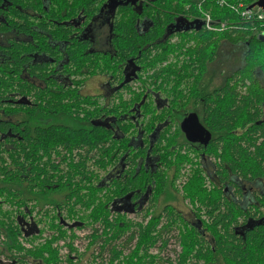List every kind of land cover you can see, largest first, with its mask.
Returning a JSON list of instances; mask_svg holds the SVG:
<instances>
[{"label": "trees", "instance_id": "obj_1", "mask_svg": "<svg viewBox=\"0 0 264 264\" xmlns=\"http://www.w3.org/2000/svg\"><path fill=\"white\" fill-rule=\"evenodd\" d=\"M15 1L20 6L13 11L16 12L13 14L16 22L11 21V28L16 27L29 37L34 35L32 42L12 40L6 59L0 63V109L5 111L10 106L7 99L12 93L30 96L33 103L16 105L15 110L12 108V114L18 117L14 123L0 121V149H3V142L10 141L13 145L7 151L10 164L18 167L10 173V177L4 178L12 183L5 185L4 180L0 184L3 189L0 193L5 191L9 197L19 196L23 204L25 191L28 199L39 195L53 197L57 193L67 192L65 201L52 199L50 202L70 210L78 203L88 208L92 194V166L121 167L122 161L131 169L122 178L113 180L106 189V199H113L120 193L123 194L120 198L134 195L139 199L152 190V203L157 202L159 196L173 187L176 178L171 181L165 167L174 166L177 170L188 161L179 150L187 144L183 133L179 127L172 132L174 120L177 119L176 111L172 113L164 105L156 107L146 102V89V92H138L136 96L138 103L133 110L134 116L141 115L137 125L127 117L132 103L122 98L119 106L102 108L92 97L82 98L76 90H63L56 86L46 73L50 59L56 58V51L47 43V37L28 23L32 18H40L36 14L29 16L32 12L27 15L22 12L27 7L35 9L34 1ZM94 1L74 0V5L68 10L73 13L82 8L88 9ZM256 1L152 0L145 11L149 14L146 17L154 24L143 32L137 30L135 11L130 6L122 7L113 25L115 39L112 46L117 49L116 54L90 53L83 43H77L76 51L71 54V62L66 64V71L73 70L76 75L83 68L94 74L109 70L115 62L124 63L126 68L124 77L121 76V87L126 84L128 66L134 70L135 77L141 69L143 72L150 70L147 69V61L155 59L151 75L158 80L160 76L168 75L167 89L154 87L153 92L161 97L169 94L168 84L172 83V91L178 92L184 77H195L189 86V93L182 92L186 100L183 106L190 104L191 108L200 110L202 123L212 134L202 150L218 159L219 183H213L212 190L205 187L203 168L194 170L184 184V196L197 205L199 218L196 222L192 224L185 220L170 207H166L163 218L161 214H156L146 223L145 219L130 222L117 208L118 212L114 215L123 217L119 218L121 222L118 224L112 223L111 233L104 234L101 252L96 254L100 256V263L120 264L122 255L135 250L134 256L138 257V262L127 256L128 264H264V41L258 38V35H264V21L254 15H242V11L253 8ZM152 6L156 10L150 14ZM169 13H176L178 18L190 21L201 19L206 27L177 30L179 39L173 44L169 36L176 27L171 24L166 28L172 19H169ZM205 15L212 17L211 27H207ZM59 18L62 19L61 16ZM4 19L5 14L0 10V30L7 27ZM188 42L192 44L186 47ZM224 43L238 49L235 70L224 76L223 83L212 90L205 89L204 85L199 87L196 81L206 71L208 63L218 58ZM35 52L46 53L47 59L40 62L32 60ZM175 52L183 54V60L171 61L164 67L156 66V62H168L169 53ZM25 63L31 79L21 75ZM38 78H42V85L35 80ZM157 82L151 81L154 85ZM87 102L89 107L83 105ZM175 103L174 108L182 107L178 97ZM126 118L128 121L124 122ZM169 119L172 120L171 125H168ZM136 141L139 145H135ZM152 156L155 158L153 168L146 169L150 167L149 159ZM2 162L0 173L5 174V163ZM136 167H141L140 171ZM23 174L29 179L27 185H24ZM178 174L176 172L174 176ZM83 178H87L86 183L82 182ZM100 179L94 188L102 191L105 184ZM245 182L252 183L258 191L253 194L245 192ZM232 187L236 192L231 193ZM128 201L131 208L134 202L132 199ZM106 205L103 212H110V203ZM202 211L205 218H201ZM80 223L76 221L69 226ZM13 225L15 222L8 229L12 236L11 245L15 244V236L23 234L20 225H15L17 228ZM59 227L62 228V225ZM59 227L58 232L62 235ZM179 227L178 239L182 251L174 247L173 258L167 244L172 235L176 236ZM14 244L11 246L14 254L10 257L13 260L16 258H13L16 254ZM56 248H53L51 241L48 242L35 255V263L41 260L43 264H60L55 256ZM152 248L164 251L165 255L151 257L149 250ZM139 250L143 252L142 258ZM45 252H50L51 257L45 256ZM21 254H28L22 249L16 254V259L24 262L19 257ZM92 254H95V250ZM144 257L150 262H144Z\"/></svg>", "mask_w": 264, "mask_h": 264}, {"label": "flooded vegetation", "instance_id": "obj_2", "mask_svg": "<svg viewBox=\"0 0 264 264\" xmlns=\"http://www.w3.org/2000/svg\"><path fill=\"white\" fill-rule=\"evenodd\" d=\"M33 1H34V5L36 8L33 9L31 7L30 8L27 7L25 10H22V12L25 13V15H27L28 12L30 13L32 12L29 16L34 17V14H36L40 18V19L32 18L30 21H28V23L31 24L35 30L42 33L44 37L46 36L47 43L54 49V51H56V54H55L56 58L50 59L51 64H48L50 65V67H48V69L46 70L48 77H51V79H53V83H55L56 86L62 87L63 90L64 89L69 90V91L76 90L77 93L80 96H82V98L92 97L98 102V105L102 108H107L109 105H111V103L113 102V99L116 96L119 97V94H121L122 100L128 103H132V106L129 109L130 112L128 114L126 113L128 115L127 117L131 118L132 119L131 121L134 123H137L138 125L139 123L138 119L141 117V115L139 114L137 117L134 116L133 110L135 109V105L138 103L136 100V96L138 94L139 87L138 86L133 87V90L131 91V93H129L127 89L132 83H136V81L137 82L139 81V75L140 73H143V69H141L138 72V76L136 75L134 77L135 75L134 70L130 66H128L127 68L128 72L125 75L127 77L126 84L124 83L123 86L119 87V85L122 84L123 82V80L121 79V76L122 78L124 77L123 76L124 68H126L124 63L115 62L114 64L111 65V68L109 70L100 71L99 73H94V74H91L90 72H88V70H85V68H83L80 70V72L77 75L73 73V70L66 71V64L71 62L70 61L71 54L76 51L75 49H76L77 43H80V42L84 44V46L88 49L87 51L90 53L100 52L103 55L104 53H107V52H114L116 54L117 49H115L112 46L113 40L115 39V34H114L115 31H114L113 25H114L115 18L120 13L122 7L130 6L131 9L135 11L137 15L136 27L138 31L140 30L141 32L148 31L149 27L153 26L154 21H149L148 17H146L149 14L146 13L145 8L146 6L152 3V0H96L94 1L92 5H90L91 7H89L88 9L82 8L79 11L76 10L77 12H73V13L68 10L69 9L68 7H70L71 5H74V0H33ZM19 6L20 5L15 0H0V10H2L5 14L4 24L7 26L5 29L0 30V63H3L4 60L6 59L5 55H6L7 49L11 46L12 40H15V41L17 40L27 41L28 40L30 42L33 41L32 38L34 34H32L29 37L26 35V33L16 30L15 29L16 27L11 28L13 27L11 25L12 24L11 21L16 22V19H13V14L15 15L16 12H13V11L16 8L18 9ZM153 6L150 8V14L151 12L156 10V7L153 8ZM88 10L89 12L85 13ZM169 15H170L169 19L171 17L172 19L169 20V22L166 25V28L167 26L171 24H173L176 27L175 30H172L170 32L171 35L169 36V39H170L169 41L172 43L174 42L173 39L177 37L176 36L177 30L179 29L186 30L192 27L197 28V25L194 22L195 20H197L198 23L202 22L200 28L204 27V23L201 19L197 18L195 20L193 19L192 21H190V20H187L186 18H183V19L178 18L179 15H177L176 13L175 14L169 13ZM60 16L62 17V19L59 18ZM147 24H149V26H147ZM60 31H62V33H60ZM224 46H229L233 49L235 48L233 45H230L229 43H224ZM112 56H113V53H112ZM183 56H184L183 54L181 55V54H178L177 52L169 53L167 63L171 61H176V60H183ZM46 57H47L46 53L38 54L35 52L33 53L32 60L36 62H40L41 60H46L47 59ZM235 65L236 64L232 63L229 69L225 71L224 76H226L231 71H234ZM103 68L104 67L102 66V69ZM21 75L22 77L31 79V76H29L28 74V69L26 68V63L24 64V69ZM97 76L101 77L100 79L101 83L99 82V86L96 87L98 92H95V93L87 92L86 93L85 90H86L88 82ZM189 77L190 76H186L180 81L181 85L179 87L178 92L172 91L173 89V86L171 85L172 83L168 84L169 94L167 93V95H164L162 97L160 96V94H156V92H153L154 89H151V87H148L147 93L145 94L146 96L145 100L146 102L154 104V106L156 107H160L164 105V107L171 110L172 113L176 111L175 115L177 116V119L174 120L175 124L172 127V132L176 131L178 127L180 128L181 132L183 133V138L187 141V144L183 146L184 149L185 150L193 149L195 151V155H198L200 158L199 167L205 170L206 175L210 180L209 182L219 183V178L217 174L218 159H216L215 156L211 154H206L203 152L202 149L205 146L203 143L198 142V141L193 142V141L188 140L186 134L181 128V123L185 119H187L191 114H195L199 122L203 125L200 110H198L197 108H193V107L191 108L190 104L187 106H183L186 100L183 99L182 96L184 93H189V86L193 84L194 79H195V77H190V78ZM102 78L104 79L102 80ZM32 79L34 80V77H32ZM35 80L37 81L39 85L43 84L42 78H38ZM196 82H198L199 87H202L203 86L202 76ZM177 97H178L179 104L182 105L181 108H179L180 106L178 108H174L175 106L173 107V105L176 104L175 99ZM7 101H8L7 103L10 106H8V108L5 111L2 110L3 108L0 109V121L11 122V123H14L15 121L18 120V117L12 114V111L13 109L15 110L16 105H21V104L30 105L33 103V99L30 96L23 95V94H13V93L8 95ZM83 105H88V102L87 104L83 103ZM22 114L23 113L21 112L20 115L22 116ZM126 121H128L127 118L124 120V122ZM171 123H172V120L169 119L168 125H171ZM203 126L205 127V125ZM211 137H212V134H211ZM135 145H139V142L136 141ZM12 147L13 145L10 143V141H5L3 142V147H2L3 149H0V165L1 163H3L2 161H4L5 163L4 166L6 168L4 170L6 172L5 174L0 173L1 178L10 177V173L15 171V169L17 170L18 168V167H12V165L10 164L11 160L9 158L7 151H9ZM180 149L181 148H179V150ZM2 155H4V158H2ZM149 163H150V167H146V169L153 168L152 166L155 163L154 156L150 157ZM120 166L121 167H114V166L111 167L108 171L104 173V176L101 177L102 179L100 180L103 181L105 184L102 187L103 190H106L108 187H110L115 178L117 179L122 178L124 174L128 172L129 169H131L129 165L127 164L125 165L122 161L120 163ZM186 167H188V165H185V164H182V166L179 167V169L177 170L174 166H172L171 168L165 167L167 169V172L169 174L171 181L174 179V177L176 178L175 180H173V187H171L167 193H163L164 196H159L157 202L152 203V200H153L152 190L151 192H149V194L146 197L145 195L147 193L145 195H142V197H140L139 199L134 198V195L130 197L120 198V196L123 195L122 193H120L119 196H114L113 198L114 200L112 199V202L109 205L110 213L113 215L117 214L115 212H118L117 211V208H118V210L120 209L119 211H121L124 215H132L135 222H141L143 221V219H145L144 222L146 223L148 222L147 220L152 219L153 216L156 214H159V215L161 214V218H163L164 215H166V212H165L166 207H170L171 210L172 209L175 210L178 215H182L183 218H185V220L190 221L193 224L199 218L196 213L197 205H193L190 199L184 196V185L181 186L180 184H175V181L177 180V176H174L176 172H180ZM159 168L161 167H158V169ZM136 169L140 171L141 167H136ZM189 176H191V174L186 176L187 180ZM180 178H181L180 182H184V178H182L181 175H180ZM23 179L25 181L24 185H27L29 183L28 181L29 179L27 178L26 174H23ZM86 179L87 178L85 179L83 178L82 182L86 183L87 182ZM4 180L6 181L5 185L6 184L11 185L12 183L11 181L6 180V179ZM4 180L3 181L1 180L0 184L2 182L4 183L5 182ZM1 186L2 185H0V188ZM243 188L245 192H250L252 194L258 191L257 187H255L252 183H249V182H245V185L243 186ZM234 192H236V189L235 187H232L231 193H234ZM66 194L67 192L62 193V194L57 193L53 197H46V198L39 195L37 198L28 199L27 191H25L22 195L23 197H25L24 203H23L24 205L23 208L25 210V213H22L19 215L17 214L16 216L17 218L15 217L14 219L16 223L15 225L21 226L20 229H21V232H23L24 236L29 235L30 233L28 232H31L33 229H34L33 230L34 234H40V232L42 233V231H40L43 229V221H41V219L45 215H49L52 219L58 218L60 224L62 225V228H65V229H68V228L75 229V228H78L79 226L80 227L86 226L85 221L75 219L74 222L81 221L82 223H80L78 226L76 225L77 227L73 225V228H72L69 225L73 224V222L72 223L69 222V220H67V217H69L70 215H73L75 211H78L80 215L87 214V212L89 211L87 210L88 208L81 207V204L78 203L76 204L75 208H72L70 210L68 208H61L55 205L54 202H50L52 199L65 201ZM55 197H58V198H55ZM162 197H165L166 199L164 202L160 201ZM129 199H132L134 202L131 208H129L130 206V203L128 201ZM179 199H181V203L184 202V205L188 206V204H190V206H188V208L186 209V212L183 211L182 208L176 205L175 202L176 201L178 202ZM47 200H49V202H47ZM28 202L31 203V206H28L27 204ZM4 203H5V200L0 199V206H2ZM20 203L22 202L19 201V204ZM106 207H108V205H106ZM30 209L33 210L32 213H30L31 212ZM7 211L9 212L8 214L0 213V242H1L0 243L1 245L0 254L4 255L5 258H10L12 256V253H10L11 252V247H10L11 237H10V232L8 228L11 227L13 219L11 216L10 208H8ZM39 212L41 215L39 214ZM200 215H201V218H205V216L203 215V211L201 212ZM27 227L29 228V230ZM180 231H181V228L180 227L177 228L176 236L172 235L171 239H168L167 247L169 249L173 247L174 245L175 249L177 250V246H179V244L181 245V242L178 239ZM172 240H175L176 243L172 244L171 243ZM6 241H8V243ZM135 242H136V238H135ZM4 243L5 244L7 243V244L5 245ZM153 249L155 248L150 249L149 252ZM92 252H93V249H90V252H85L83 253V255H89V253H92ZM6 255L8 257H6ZM21 256L23 257L22 254L19 257L22 258ZM24 260L25 262L23 263L19 261L17 262V259H15L14 264H17V263L27 264L26 257ZM37 263L43 264L41 260L37 261Z\"/></svg>", "mask_w": 264, "mask_h": 264}, {"label": "rangeland", "instance_id": "obj_3", "mask_svg": "<svg viewBox=\"0 0 264 264\" xmlns=\"http://www.w3.org/2000/svg\"><path fill=\"white\" fill-rule=\"evenodd\" d=\"M177 39H179V37H175L173 39V41H174L173 44L177 43L176 42ZM191 44H192V42H188L186 47H188V45H191ZM237 57H238V49L237 48L233 49L229 46H224V44H223L220 47V52H219L218 58L212 62H209L207 65L206 71L203 72L202 79H203L204 88L208 89V90H212L213 88L220 86L223 83L225 71H227L229 69V67L232 63L236 64ZM154 62H155V59H151L150 61H147V65H148L147 69H150V70L144 71L141 74L139 81L138 82L136 81V83H132L129 86V88L127 89L129 93H131V91L133 90V87H137V86L139 87L138 92L140 94L143 92H146V89L148 87H151V89H156L158 87V88H161V90H162V88L164 89L166 87V89H167L166 85L168 83V79H167L168 75L167 76L166 75L160 76L159 80L155 79L151 75V73L153 71V67H154V66H152V64ZM166 65H167V60L156 62L157 67H161V66L164 67ZM100 79H101L100 76H97V77L91 79L87 84L85 92L86 93L87 92L88 93L89 92H91V93L98 92L96 87L99 86V82L101 83ZM103 79L104 78H102V80ZM151 81H156V82L158 81L156 84L157 86L152 84ZM154 87H156V88H154ZM120 104H121V97L116 96L113 99V102L111 103V105H109V107L110 106L117 107ZM146 118H148V117H146ZM146 118H145V120H146ZM180 151H181V154H183V156L187 157L188 161H185L184 164L188 165V167H186V169H183L182 171L179 172V174L177 176V180L175 181V184H180L181 186H183L187 182V179H186L187 175L192 174L194 172V170H196V169L202 170V168L199 167L200 158L198 155H195V151L193 149L185 150L184 147H181ZM92 167H93V170H92L93 180L91 183L92 194L89 198L91 201L90 206L87 209L89 211L87 212V214H82V215H80L78 213V211H75L73 213V215H70L69 217H67V220H69V222H71V223L74 222L75 219L85 221L86 226L81 227V228L78 227V228H76V230L75 229H69L68 230L65 228H60L59 227L60 222H59L58 218L52 219L49 215H45L41 219V221H43V229H42L41 234H34V233H32L33 231L30 232L29 236H27V235L24 236V234H21V235L16 234L17 235L15 237L16 238V242H15L16 254L19 253V251H17V250L20 247V248H22L23 252L28 251L29 253L28 252H26V253L30 254V256L29 255L25 256L27 258L26 261L28 260V262H30V261L35 262L34 257L37 258V256H35V255H37V253L41 249H43L45 246H47L48 242L51 241L53 248L59 247L55 256L57 255L60 262L63 261L60 264H99L100 263V257H98L96 254L101 252V248L103 246L102 239L104 237V234L111 233L112 223L115 222L118 224L119 222H121V219H119V218L123 217V216L113 215L110 212H103L104 206L107 204V202L111 203L112 199H110L111 197L109 198L110 200L106 199L105 193L107 190L100 191L97 188H94V186H96V184H97L96 182L98 181V179H100L102 176H104V173L106 171H108L111 167H106V168L95 167V166H92ZM180 175L182 176V178H185L184 182H180L181 181ZM202 175L204 178L205 187L208 190H212L213 189V183L209 182L210 180L207 177L205 170H202ZM1 180H4V178L0 177V181ZM85 187H87V186H85ZM2 190L3 189L1 188L0 191H2ZM161 196H164V194H162ZM0 199L5 200V203L2 206H0V213H7L8 212L7 209L11 208L10 209L11 210V216H12L13 220L17 216V213H19V214H22L23 212L25 213L24 208H23L24 205L22 203L20 205H15V204H19V201H20L19 196L18 197H9L7 192L4 191V192L0 193ZM165 200H166L165 197H162L160 201L164 202ZM175 203L178 207L182 208L183 211H185V212H186V209L188 208V206H190V204H188V206H187V205H184V202L181 203V199H179V201L178 202L176 201ZM27 204H28V206H31V203L28 202ZM19 206H21V207H19ZM18 210L19 211L21 210V211L19 212ZM12 214H14V215H12ZM124 216L130 222L134 221V218L132 215H124ZM13 222H15V221H13ZM58 227L61 229V231H63L62 235L59 234ZM84 230H86V231H84ZM48 232H51V234ZM74 235H75V237H74ZM36 236H38L39 238ZM77 236H79V238ZM34 237H36V238H34ZM55 237H57L59 239L55 240ZM63 238H64V240H63ZM71 238H72V241H71ZM29 241H30V243H29ZM63 242H64V244H63ZM70 243L73 246L70 245ZM120 243L123 244L122 242H120ZM171 243L175 244L176 241L172 240ZM19 244L22 247L19 246ZM65 244H67L68 246L70 245V246L68 247ZM17 246H19V247H17ZM135 247H136V242L134 243V248ZM30 248H32V250ZM171 248H170L171 251L169 253L174 258V255H175V250H173L174 245ZM90 249L95 250V254L89 253V255H83V253H85V252H90ZM177 250L182 251V246L180 244H179V246H177ZM132 251L133 250L128 251L125 255L121 256L122 258H121L120 264H128L127 263L128 260L125 258L127 256L130 257L132 260L134 259V262H138V257L134 256L135 250L133 252ZM139 253H141V258H142L143 252L139 250ZM149 253L151 254V257L154 256L155 258L159 255H163V256L165 255L164 251H160L157 249H153ZM16 254L14 256H16V258H18V256ZM14 256H13V258H14ZM45 256H50V252H48V253L45 252ZM25 257H24V259H25ZM62 257H64V258H62ZM69 257L72 259L73 262L71 261V259ZM69 259H70V261L68 262ZM143 261L144 262H146V261L150 262V259H147L146 257H144ZM24 262H25V260H24ZM29 264H31V263H29ZM219 264H225V263H219Z\"/></svg>", "mask_w": 264, "mask_h": 264}, {"label": "water", "instance_id": "obj_4", "mask_svg": "<svg viewBox=\"0 0 264 264\" xmlns=\"http://www.w3.org/2000/svg\"><path fill=\"white\" fill-rule=\"evenodd\" d=\"M256 5L264 10V0H257ZM197 28L201 26L197 20L194 21ZM258 38L264 41V35H258ZM181 128L186 134L188 140L193 142H201L207 145L211 139V132L207 130L198 120L195 114H191L187 119L181 123Z\"/></svg>", "mask_w": 264, "mask_h": 264}, {"label": "built area", "instance_id": "obj_5", "mask_svg": "<svg viewBox=\"0 0 264 264\" xmlns=\"http://www.w3.org/2000/svg\"><path fill=\"white\" fill-rule=\"evenodd\" d=\"M251 1L253 2V1H256V0H251ZM242 15L243 16H251V15H254L255 18L264 21V10L261 7L257 6V5H255L253 8H246V9H244L242 11ZM205 20H206L207 26L208 27H211L210 26L211 18H210L209 15H206ZM17 262H18V260H17ZM26 262H27V264H29V263L36 264L35 262H31V261L28 262V260ZM0 264H14V260L12 258H5L4 255L0 254ZM17 264H20V263H17Z\"/></svg>", "mask_w": 264, "mask_h": 264}, {"label": "bare ground", "instance_id": "obj_6", "mask_svg": "<svg viewBox=\"0 0 264 264\" xmlns=\"http://www.w3.org/2000/svg\"><path fill=\"white\" fill-rule=\"evenodd\" d=\"M217 1H218V0H217ZM256 2H257V1H256ZM256 2H255V3H256ZM219 4H221V3H219ZM205 12H207V11H205ZM205 17H206V15H205ZM203 18H204V17H203ZM211 18H212V17H211ZM204 19H205V18H204ZM145 20H146V19H145ZM145 20H144V21H145ZM150 20H151V19H150ZM204 26H205V25H204ZM205 27H206V26H205ZM207 27H208V26H207ZM212 27H213V26H212ZM216 27H217V26H216ZM216 27H215V28H216ZM217 28H218V27H217ZM146 29H147V28H146ZM185 169H186V168H185ZM184 179H185V178H184ZM179 180H180V179H179ZM11 203H12V202H11ZM17 203H18V202H17ZM20 204H21V203H20ZM20 204H15V205H20ZM7 206H8V205H7ZM21 206H22V205H21ZM21 206H19V207H21ZM10 209H11V208H10ZM139 209H140V208H139ZM28 210H29V209H28ZM30 210H31V209H30ZM18 211H19V210H18ZM20 211H21V210H20ZM20 211H19V212H20ZM24 211H25V210H24ZM43 211H44V210H43ZM138 211H139V210H138ZM140 211H141V210H140ZM32 212H33V210H31L30 213H32ZM34 212H35V211H34ZM8 213H9V212H7L6 214H8ZM23 213H24V212H23ZM28 213H29V211H28ZM17 214L19 215V213H17ZM39 214H40V212H39ZM137 214H138V213H137ZM12 215H14V214H12ZM27 215H28V214H27ZM40 215H41V214H40ZM9 216H10V215H9ZM20 217H21V216H20ZM24 217H25V216H24ZM32 217H33V216H32ZM6 218H7V217H6ZM9 218H11V217H9ZM16 218H17V217H16ZM136 218H138V217H136ZM136 218H135V219H136ZM139 218H140V217H139ZM14 219H15V218H14ZM22 219H23V218H22ZM28 219H29V218H28ZM28 219H27V221H28ZM20 220H21V218H20ZM32 220H33V219H32ZM13 221H14V220H13ZM147 221H148V220H147ZM9 222H10V220H9ZM17 222H18V221H17ZM22 222H23V221H22ZM36 223H37V222H36ZM12 224H13V222H12ZM15 224H16V223H15ZM27 224H29V223H27ZM32 224H33V223H32ZM69 224H70V223H69ZM76 224H77V223H76ZM8 225H9V224H8ZM10 225H11V224H10ZM35 225H37V224H35ZM38 225H39V224H38ZM13 226H15V225H13ZM77 226H78V225H77ZM77 226H76V227H77ZM15 227H16V226H15ZM36 227H37V226H36ZM16 228H17V227H16ZM27 228H28V227H27ZM72 228H73V227H72ZM79 228H81V227L79 226ZM8 229H9V228H8ZM19 229H20V228H19ZM31 229H32V228H31ZM68 229H70V228H68ZM1 230H2V229H1ZM9 230H10V229H9ZM17 230H18V229H17ZM28 230H29V228H28ZM33 230H34V229H33ZM33 230H32V231H33ZM75 230H76V228H75ZM2 231H3V230H2ZM18 231H19V230H18ZM20 231H21V229H20ZM22 231H23V230H22ZM40 231H42V230H40ZM43 231H44V230H43ZM84 231H86V230H84ZM34 232H35V231H34ZM36 232H37V231H36ZM4 233H5V232H4ZM4 233H3V234H4ZM28 233H30V232H28ZM32 233H33V232H32ZM38 233H39V232H38ZM48 233L51 234V232H48ZM20 234H21V232H20ZM40 234H41V232H40ZM72 234H73V233H72ZM74 234H75V233H74ZM43 235H44V234H43ZM27 236H29V235H27ZM54 236H55V235H54ZM87 236H88V235H87ZM11 237H12V236H11ZM15 237H16V236H15ZM21 237H22V236H21ZM36 237H38V236H36ZM36 237H34V238H36ZM42 237H43V236H42ZM47 237H48V236H47ZM70 237H71V236H70ZM74 237H75V235H74ZM77 237L79 238V236H77ZM38 238H39V237H38ZM38 238H37V239H38ZM55 238H57V237H55ZM61 238H62V237H61ZM81 238H82V237H81ZM85 238H86V237H85ZM19 239H20V238H19ZM25 239H26V238H25ZM31 239H32V238H31ZM42 239H43V238H42ZM52 239H53V238H52ZM52 239H51V240H52ZM73 239H74V238H73ZM8 240H9V239H8ZM32 240H33V239H32ZM63 240H64V238H63ZM2 241H3V240H2ZM4 241H5V240H4ZM12 241H13V239H12ZM24 241H25V240H24ZM71 241H72V238H71ZM71 241H70V242H71ZM73 241H74V240H73ZM82 241H83V240H82ZM6 242L8 243V241H6ZM14 242H16V239H15ZM17 242H18V241H17ZM27 242H28V241H27ZM27 242H26V243H27ZM33 242H34V241H33ZM74 242H75V241H74ZM0 243H1V242H0ZM7 243H6V244H7ZM19 243H20V242H19ZM29 243H30V241H29ZM40 243H41V242H40ZM40 243H39V244H40ZM55 243H56V242H55ZM60 243H61V242H60ZM78 243H79V242H78ZM4 244H5V243H4ZM6 244H5V245H6ZM13 244H14V243H13ZM13 244L10 245V247L13 246ZM37 244H38V243H37ZM58 244H59V243H58ZM61 244H62V243H61ZM63 244H64V242H63ZM67 244H68V243H67ZM67 244H65V245H67ZM80 244H81V243H80ZM14 245H15V244H14ZM17 245H18V244H17ZM65 245H64V246H65ZM70 245H72V244L70 243ZM70 245H69V246H70ZM0 246H1V245H0ZM8 246H9V245H8ZM15 246H16V245H15ZM19 246H21V245L19 244ZM19 246H17V247H19ZM34 246H35V245H34ZM67 246H68V245H67ZM69 246H68V247H69ZM72 246H73V245H72ZM10 247H9V248H10ZM21 247H22V246H21ZM27 247H28V246H27ZM36 247H37V246H36ZM39 247H40V246H39ZM68 247H67V248H68ZM82 247H83V246H82ZM0 248H1V247H0ZM2 248H3V247H2ZM15 248H16V247H15ZM58 248H59V247H58ZM60 248H61V247H60ZM67 248H66V249H67ZM5 249H6V248H5ZM5 249H4V250H5ZM7 249H8V248H7ZM11 249H12V247H11ZM21 249H22V248H21ZM21 249H20V247H19V249H18L17 251H19V250H21ZM23 249H24V248H23ZM25 249H26V248H25ZM30 249L32 250V248H30ZM64 249H65V248H64ZM69 249H70V248H69ZM4 250H3V251H4ZM9 250H10V249H9ZM9 250H8V252H9ZM78 250H79V249H78ZM80 250H81V249H80ZM11 251H12V250H11ZM69 251H70V250H69ZM26 252H28V251H26ZM60 252H61V251H60ZM79 252H80V251H79ZM10 253H12V252H10ZM28 253H29V252H28ZM61 253H62V252H61ZM63 253H64V252H63ZM69 253H70V252H69ZM12 254H14V253H12ZM98 254H100V253H98ZM7 255H8V254H7ZM7 255H6V257H8ZM28 255L30 256V254H28ZM60 255H61V254H60ZM65 255H66V254H65ZM65 255H64V256H65ZM69 255H70V254H69ZM75 255H76V254H75ZM24 256H25V255H24ZM24 256H23V259H24ZM31 256H32V255H31ZM98 256H99V255H98ZM15 257H16V256H14V258H15ZM21 257H22V256H21ZM99 257H100V256H99ZM62 258H64V257H62ZM62 258H61V259H62ZM69 258H70V257H69ZM15 259H16V258H15ZM20 259H21V258H20ZM30 259H31V258H30ZM34 259H36V258L34 257ZM34 259H33V260H34ZM70 259H71V258H70ZM70 259L68 260V262L70 261ZM102 260H103V259H102ZM108 260H109V259H108ZM37 261H38V260H37ZM71 261H72V259H71ZM61 262H63V261H61ZM66 262H67V261H66ZM72 262H73V261H72ZM106 262H107V261H106ZM108 262H109V261H108ZM36 263H37V262H36ZM101 263H102V262H101ZM101 263H100V264H101ZM37 264H38V263H37ZM102 264H103V263H102Z\"/></svg>", "mask_w": 264, "mask_h": 264}]
</instances>
